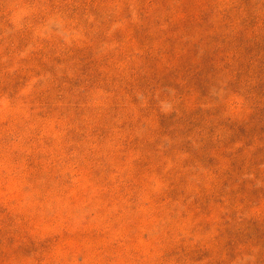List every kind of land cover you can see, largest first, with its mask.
<instances>
[{
    "label": "rangeland",
    "instance_id": "rangeland-1",
    "mask_svg": "<svg viewBox=\"0 0 264 264\" xmlns=\"http://www.w3.org/2000/svg\"><path fill=\"white\" fill-rule=\"evenodd\" d=\"M177 2L0 0V264H264V0Z\"/></svg>",
    "mask_w": 264,
    "mask_h": 264
},
{
    "label": "trees",
    "instance_id": "trees-1",
    "mask_svg": "<svg viewBox=\"0 0 264 264\" xmlns=\"http://www.w3.org/2000/svg\"><path fill=\"white\" fill-rule=\"evenodd\" d=\"M178 2H177V4L179 5V3H181V2H184V0H177ZM158 5H160L161 6V4H159V3H157ZM197 5V7H196V9H198L199 8V6H201V4L199 5V4H196ZM162 7V6H161ZM179 8L182 10V12H181V16L183 17V19L185 18V19H187V20H189V22L191 23V24H193V27H195V29H196V31H199V32H202V31H204V30H206V29H204L203 30V27H202V25L201 24H199V25H197L196 23L197 22H195V21H193L192 19H191V17L193 16V15H191L190 13H188V10H187V8H189V6H187L186 4H184L183 6L180 4L179 5ZM197 18H200L201 19V21H202V18H201V16H199V17H197ZM183 19H181V20H183ZM143 21H145V23L147 22V20L144 18L143 19ZM201 23V22H200ZM194 24H196V25H194ZM209 26H207L206 28H207V30L209 29L208 28ZM158 35H163V36H159V37H157V41H159L160 42V44H161V46L163 45L164 47H166V44L168 43L167 41L169 40V37H168V34H167V32H166V34H164V33H162V32H159L158 33ZM165 35V36H164ZM136 37V36H135ZM136 40H138V41H140L141 40V38H135ZM198 43H200V42H198ZM168 45L169 44H167V47H168ZM167 47H166V53L167 54H169L168 53V51H167ZM190 47V49H188ZM191 47H193V46H188V47H185V50H186V54L188 55V56H191V55H193V52L191 51ZM194 48V47H193ZM191 57H193V58H195V56H191ZM173 59L175 60V61H177L176 60V58H174V57H172L171 59H168L169 60V62L171 63V62H174L173 61ZM136 62H134L135 63V65H138L139 64V66L136 68V71H140V72H143L144 70H146L147 72H155V75L159 78L160 77V75H161V73H163L164 75H165V77L166 78H172V74H171V70H170V68H166V64L165 63H167L168 64V62L167 61H165V60H161V59H158V60H154L153 61V59H151L150 58V55H149V57H148V59L147 58H144L143 57V55H140L139 57H137L136 59ZM152 63H154V68H155V70L153 69V67L151 66L152 65ZM208 64L207 63H205V66H207ZM167 66H170L169 64L167 65ZM170 70V71H169ZM174 79V78H173ZM159 81H160V78H159ZM140 85V83L138 82V86ZM142 85V84H141ZM140 87V86H139ZM140 88H142V87H140ZM192 91V90H191ZM194 91V90H193ZM193 93H195L196 95H197V93L194 91ZM185 98H187V99H185L186 101H189V100H192L193 99V95H191V94H189V95H186L185 96ZM189 98V99H188ZM187 105H188V103H187ZM188 106H191V105H188ZM192 111L190 110V109H187V112H182L181 114L183 115L182 116V121H186V120H189L192 116H193V114L191 113ZM201 119H202V121L203 122H208V115H206V114H203L201 117H200ZM180 120V119H179ZM220 146L221 147H223L221 144H220ZM218 150H220V149H218ZM213 151V150H212ZM205 151H201V153L203 154ZM199 153V152H198ZM184 182V184L186 185V181H183ZM247 200V202L248 203H251L252 202V200H255V201H257L258 200V197H256L255 195H254V192H251V191H249V192H247L246 193V195H245V199H244V201H246ZM202 227V226H201ZM230 227V226H229ZM263 227V224H260V222L259 221H256V222H248L247 223V226H246V229H245V232L247 231V234H248V236L250 237L252 234H253V232L254 231H259L261 228ZM225 238H227V235H226V230L224 229V230H222V231H220V235H219V237H218V240H219V244H220V240H225ZM250 238H252V237H250ZM258 241H261L260 243H263L264 242V233H263V235L258 239ZM256 243V242H255Z\"/></svg>",
    "mask_w": 264,
    "mask_h": 264
}]
</instances>
